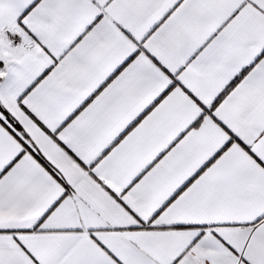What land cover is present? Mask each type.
Returning <instances> with one entry per match:
<instances>
[{
  "label": "snow or ice",
  "instance_id": "obj_1",
  "mask_svg": "<svg viewBox=\"0 0 264 264\" xmlns=\"http://www.w3.org/2000/svg\"><path fill=\"white\" fill-rule=\"evenodd\" d=\"M0 264H264V0H0Z\"/></svg>",
  "mask_w": 264,
  "mask_h": 264
}]
</instances>
